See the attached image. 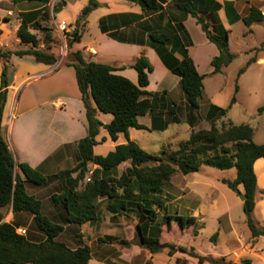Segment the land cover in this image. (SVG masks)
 I'll use <instances>...</instances> for the list:
<instances>
[{"label":"trees","instance_id":"16d2710c","mask_svg":"<svg viewBox=\"0 0 264 264\" xmlns=\"http://www.w3.org/2000/svg\"><path fill=\"white\" fill-rule=\"evenodd\" d=\"M139 2L145 10L159 11L163 9L162 4L166 0ZM58 6L57 2L55 12L59 10ZM99 6H101L99 1L90 0L82 9L75 22L74 31L67 39L69 49L75 41L80 40L79 26L82 24L85 28L88 16ZM172 6L183 14L195 17L207 38L217 46L219 55L212 59L211 64L214 68L212 73H219L236 56L229 50L230 30L224 26L218 15L221 8L231 7L232 2L173 0ZM40 14L41 10L21 13L17 36L23 47L16 50L0 47V59L3 63L0 86V208L12 206L14 213L22 211L31 213L35 226L45 233L46 238L40 242L29 240L24 234L18 233L14 224L4 221L0 213V264H88L92 257L90 247L80 245L72 249L60 241L58 237L63 232L64 225L53 222L45 215L42 212L41 200L26 190V182L42 185L48 181L47 176L28 163L17 162L2 134L3 112L10 84L7 75L13 65V54L21 57L32 56L37 61L49 65L55 64L59 59L54 29L37 19ZM241 19L250 27L253 23L263 21L264 14L258 7L252 6L246 16L236 15L231 22ZM101 26L103 31H108L102 24ZM33 30L43 32V42ZM150 39L165 66L180 78V85L186 94L190 110V123L193 126L192 119H197L195 112L200 107L205 75L198 71L194 59L189 54V34L183 24L176 19L175 24H169L165 30L151 32ZM262 49L264 50V43ZM175 53H179L182 58L176 57ZM252 61L254 59L250 60L249 64ZM65 63L75 68L88 119V134L78 142L80 155L78 163L72 169L59 174L77 175L70 180L67 191L54 194L52 197L55 204L64 206L69 223L91 220L97 211L99 198L104 197L110 200L107 209L115 214L129 209L138 212L141 220L136 225V237L138 243L151 254L168 248V254L172 256L178 249L197 259L198 264H204L209 260L207 256L199 254L194 248L189 251L185 246L168 242L162 237L166 228L170 231L175 225L182 231H192L198 235L200 228H195L196 217L178 213L166 214L164 221L157 223L155 207L163 205V200L159 196L161 189L174 173L180 170L183 174H188L198 171L201 165H207L218 169L236 168L235 179L223 181L236 192H239V185L243 186V194L246 196L243 210L252 238L264 236V226L258 224L253 216L258 182L255 162L259 158L264 159V143L254 141L255 128L250 124H235L232 121L223 122L220 126L217 124L218 119L224 117L235 103V96L228 107L211 104L206 113L211 127L193 130L190 138L182 142L179 149L171 153L169 159L165 161L162 155L146 151L129 137V129L132 127L149 129L139 122L138 117L152 112L157 98V94L145 89L150 83L149 73L154 70L152 62L145 54L139 56L132 64L138 73V83L116 73L118 68L113 65L88 59L82 50H69L65 56ZM244 71V68L241 69L239 74ZM98 111L110 113L113 116L111 122L104 124L97 117ZM262 111L264 105L259 108V112ZM171 113L176 114L174 110ZM174 121L178 122L179 119L176 117ZM102 127L107 129L112 141L117 142L120 135L124 134L127 142L116 144L106 155L96 154L94 146L98 143L97 136ZM125 161H130L131 166L119 177L109 173ZM151 162L157 164L150 165ZM91 163L98 165L99 169L94 170L92 178L83 185L81 181L84 180ZM98 170L103 172L102 176L97 175ZM150 227H157V234H147L146 230ZM215 237L217 233L211 239L215 240ZM211 261L216 262L214 259ZM247 261L249 263V260Z\"/></svg>","mask_w":264,"mask_h":264},{"label":"crops","instance_id":"0c3cea01","mask_svg":"<svg viewBox=\"0 0 264 264\" xmlns=\"http://www.w3.org/2000/svg\"><path fill=\"white\" fill-rule=\"evenodd\" d=\"M69 1L74 0H49L48 3H43L40 0H18V2L1 0L0 47L13 50L23 47L17 36L22 12L41 10V14L37 18L39 21L45 23L48 16L51 17L50 21H55V17L52 19V16L56 15L54 10L55 4L57 2L60 3L58 8L61 9ZM97 1L101 3V6L90 13L85 28L79 30L81 35L80 40L75 41L70 49L67 46V40H63L66 51H59V59L55 64L49 65L39 62L32 56L21 57L13 54V65L9 68L7 75L10 79V84L7 103L3 112L2 134L17 162L28 163L47 176L48 181L42 185L26 182L25 186L29 194L41 200L42 212L53 222L64 225V230L58 237L60 241L65 242L72 249H76L80 245H88L92 254L88 264H153L152 259L155 258L154 254H151L135 241L137 233L136 225L138 222L134 216H119L108 209L110 215H101L103 205L100 202L107 198H99L98 208L94 217L83 223H69L67 221L68 214L64 206L62 204H55L53 201V195L62 194L67 191V188L70 186V180L76 177V173L62 176L59 174L76 166L80 159L78 142L88 134L86 107L78 87L76 71L73 66L65 63V56L69 50H82L90 60L117 67L116 73L128 77L134 83H138V73L132 67V64L142 54H145L150 59L154 70L149 73L150 83L145 89L150 93L157 94V98L153 111L139 116V122L149 128L146 130L152 131H167L171 124L175 123L173 121L176 117L179 119V123L186 125L187 138H175L177 135V132H175L172 135L173 140L167 144H175L177 146L176 149L169 152L168 148L163 147L162 153H158L162 154L165 161L169 159L171 153L179 149L182 142L190 138L193 130H198L199 124L198 119H192V121L194 120V125H191L190 110L186 94L180 85V78L165 66L157 49L151 43L150 33L165 30L169 24H175L176 19H178L189 34L190 44L188 51L194 59L198 71L205 75L206 78L210 75H220L224 70L222 69L216 74L212 73L214 68L211 61L215 56L219 55V49L207 38V35L201 25L197 23L195 17L191 14H183L172 6L173 0H166L162 4L163 9L159 11L143 9L139 0ZM217 1L221 3L232 2L231 7L227 9L221 8L218 11L222 23L230 30L229 39L232 27L238 23H244L242 19L232 23L231 19L233 17L236 15L241 17L246 16L252 6L258 7L264 14V0ZM99 9L101 11L98 13ZM94 13L96 15L94 21L96 22V29L91 28L89 21L90 16ZM195 22L201 27L205 35V42L202 45L204 51L203 54L199 55L193 52L194 45L190 28V24L195 25ZM262 22L264 20L256 23ZM256 23H253L247 30L253 29ZM101 24L108 30L107 32L102 30ZM33 32L35 31L33 30ZM53 33L55 38L56 34L59 36L65 35L64 30L59 29L58 26L53 30ZM110 33L115 35H110ZM105 45L119 50L111 61H103L106 55L104 50ZM175 55L178 58H182L179 53H175ZM201 62H206L208 65L206 70L201 69ZM254 62L261 65L264 64V52L254 57ZM158 72L164 75V80L161 78L157 80L156 75ZM245 73L246 71L243 74ZM2 78L3 63L0 59V86ZM167 79L174 81V83H167ZM172 110L175 111V115L171 113ZM97 117L104 124H108L112 120H103L102 112L100 111H98ZM133 128L129 129V137L135 141L136 139L130 133V130ZM107 140V137H103L101 140L97 139L98 143L94 146L96 154L106 155L115 148L116 144L127 142L126 137L125 141H121L119 137L117 142L111 140L112 144L108 145L109 151L107 153H97V146ZM262 159L259 158L255 162V172L258 182L253 216L258 224L260 223L264 226V200L262 206L259 205V195L264 190V186L263 188L260 186L257 172V165L264 168V163L261 162ZM130 166V161H125L109 173L112 176L119 177ZM97 169H99L98 165L89 164V171L86 173L84 180L81 181V184H86L92 178L94 170ZM20 173L24 178L23 173L21 171ZM97 175L102 176L103 172L98 170ZM235 177L227 178L222 176L217 178L216 192H210L212 195V208L218 210L221 208L222 203L220 198L227 188L230 195L238 197L235 191L223 181L224 179L234 180ZM180 186L178 183L166 181L161 189L160 196L164 199L167 195L173 196L169 201L170 203L182 199L187 205L192 206L194 204L192 214L198 217L199 221L205 226L207 210L204 199L194 191L184 190ZM238 187V189L244 191L242 185ZM0 213L3 215L4 221L11 222L17 229H25L24 235L29 240L40 242L46 238L45 233L35 226L34 216L31 213L25 211L14 213L12 206L0 208ZM229 214L230 207L225 205L216 215L218 219L216 245L221 243L223 234L226 235L229 232H234L235 237L233 236V242L235 244H240L242 239H244L241 232H236L234 220L230 218ZM256 214L259 215L258 219ZM152 229L153 227L149 228L150 232ZM150 235L154 234L151 233ZM250 237L253 239L250 234L247 240ZM101 238L107 239V242H102ZM122 241L129 244L121 245ZM193 248L195 249V247ZM247 253L252 254L255 252H253L250 246ZM232 254L239 255L235 250L230 253L210 255L213 257H223L231 256ZM183 257L179 252L174 253L172 256H169L166 264H190L192 261L195 262L194 264H198L196 259L189 256L186 258V263L181 262L180 259H183Z\"/></svg>","mask_w":264,"mask_h":264},{"label":"rangeland","instance_id":"374dc122","mask_svg":"<svg viewBox=\"0 0 264 264\" xmlns=\"http://www.w3.org/2000/svg\"><path fill=\"white\" fill-rule=\"evenodd\" d=\"M89 2L90 0L69 1L67 5L56 12V15L52 16V19L55 17V21H50L51 17L49 16L46 18L47 21L43 24L48 27H52L53 29H56L57 23H60L61 21H65L68 25L64 30L65 35L59 36L55 33L58 52L66 51L63 40H67L70 37V34H72L74 27L76 26V23H73V21L78 19L83 7ZM100 11L101 9H99L98 13ZM95 19L96 15L94 13L89 18L91 28L93 27L94 29H96V22H94ZM190 25L194 45L193 52L198 55L203 54L204 49L202 45L205 42V35L203 34L201 27L196 24V22V26L194 24ZM82 28L83 27L81 24L79 26V30ZM247 28H249V26L242 22L232 27V33L229 39V50L236 56L227 66L222 68L224 70L222 74L216 76L210 75L205 78L203 94L200 99V107L195 113L199 124L198 130L209 129L211 127V123L209 120H207L206 113L210 105L215 104L223 108L228 107L231 103L232 97L235 96V103L232 104L231 108H229L227 114L224 117L218 119L217 124L220 126L223 122L228 121H232L234 123L250 124L255 128L254 141L257 143H264V111L261 113L259 112V108L264 105V64L261 65L260 63H253V61L251 64H249L250 60L264 52L262 49V45L264 43V22L256 23L251 30H247ZM34 31L37 33L40 41L43 42V32L37 30ZM104 50L106 55L104 56L103 61L105 62L111 61V59L114 58V55L119 52L118 49L108 45L104 46ZM200 64L202 70L207 69L208 65L206 62H201ZM243 68L245 69L246 73L243 74L245 72L244 71L240 75L239 72ZM156 76L157 80L160 78L164 80L165 78L161 72H158ZM166 81L169 84L174 83V81H170L168 79ZM236 86H238V90H236ZM112 117L113 116L110 113H102L103 120L109 121L112 119ZM173 122L175 123L171 124L167 131H152L133 128L130 130V133L132 137L136 139L135 141L143 149L150 153H162L163 147L168 148V151L170 152L177 147L175 144H167L169 141L171 142V140H173L172 135L175 132H177L175 138H187L186 125L184 123H179L180 121ZM198 130L195 129L194 131ZM103 137H107L108 140L97 146V153H107L109 151L108 145L112 144L109 132L104 127L101 128L97 139L101 140ZM120 138L121 141H125V136L123 134L120 135ZM163 144H165V146H163ZM261 162L264 163V159H262ZM149 164L154 165L157 164V162H151ZM257 172L260 180V186L263 188L264 168H261L259 165H257ZM222 176L233 178L236 176V169L232 168L228 170H222L207 165H201L198 171L183 175L182 172L178 170V172L172 175L168 181L178 183L181 185L180 188L184 190H192L204 199L207 210V216L205 217L206 225L203 226L202 222L199 221L198 217L195 216L197 219L195 228H200L198 235H195L192 231H182L177 225H175L170 231L166 228V231L162 237L168 242L170 241L172 243L185 246L189 251L195 247V251L208 257L209 260H206L204 264H264V236H260L256 239H251L250 237L249 240H247V237H249L251 231L246 223L243 203L240 197V194H243L244 191H241V189H238L240 193L235 191V194L238 196L236 198L230 195L229 191L227 190L228 188L226 187L227 189L224 190L225 193H223L220 198L222 203L221 208L218 210L212 208L211 206L212 195L210 192H216L217 178ZM172 198L173 196L167 195L165 199L162 198L163 205L161 207H155L157 223L163 222L164 216L166 214L178 213L187 216H194L192 214L194 204L192 206L187 205L182 199L175 200L174 202L170 203L169 201ZM263 200L264 190L259 195L260 206H262ZM109 202V199H104L100 202V204L103 205L101 215H110V212L107 210V205ZM224 204L230 207L229 215L230 218L234 220L236 232L242 233L241 235L244 239H242L240 244H235V242H233V236L235 237L234 232H229V234L226 235L223 234L221 243L218 245L215 244L217 237H215V240L211 239L217 230L218 219L216 215L225 206ZM127 211H122L118 215L134 216L137 219V222L141 220L140 215L136 210L129 209ZM256 217L258 219L259 215L256 214ZM156 228L157 227H153L151 232L149 228H147V234H157ZM101 241L107 242V239L101 238ZM135 241L138 243L137 237ZM127 244L129 243L125 241L121 242V245ZM250 246L255 253H247ZM168 250V248H165L155 253V258L152 259L153 264H166L169 258L167 254ZM233 250L238 252L239 255L232 254L231 256L223 257H213L210 255L230 253ZM177 252L184 256L183 259H180L181 262L186 263L187 256L191 257L189 254L183 253L178 249L174 251V253ZM213 259L216 260V262H212L211 260ZM247 260H249V263H247ZM194 263V261L190 262V264Z\"/></svg>","mask_w":264,"mask_h":264},{"label":"built area","instance_id":"2783aa9c","mask_svg":"<svg viewBox=\"0 0 264 264\" xmlns=\"http://www.w3.org/2000/svg\"><path fill=\"white\" fill-rule=\"evenodd\" d=\"M59 29L65 30V28L68 26L65 21H61L60 23L57 24ZM18 233L20 234H25L26 230L25 229H17Z\"/></svg>","mask_w":264,"mask_h":264},{"label":"water","instance_id":"95a60500","mask_svg":"<svg viewBox=\"0 0 264 264\" xmlns=\"http://www.w3.org/2000/svg\"><path fill=\"white\" fill-rule=\"evenodd\" d=\"M240 197L243 201L246 199V196L244 194H240Z\"/></svg>","mask_w":264,"mask_h":264}]
</instances>
